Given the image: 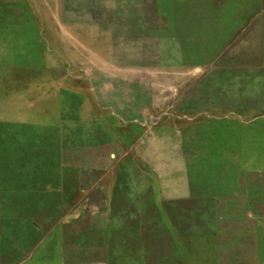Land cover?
<instances>
[{"label":"rangeland","instance_id":"obj_1","mask_svg":"<svg viewBox=\"0 0 264 264\" xmlns=\"http://www.w3.org/2000/svg\"><path fill=\"white\" fill-rule=\"evenodd\" d=\"M0 264H264V0H0Z\"/></svg>","mask_w":264,"mask_h":264}]
</instances>
